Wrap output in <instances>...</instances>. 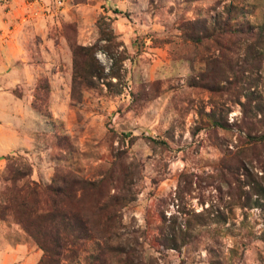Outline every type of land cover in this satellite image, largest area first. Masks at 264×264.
<instances>
[{
    "label": "rangeland",
    "instance_id": "1",
    "mask_svg": "<svg viewBox=\"0 0 264 264\" xmlns=\"http://www.w3.org/2000/svg\"><path fill=\"white\" fill-rule=\"evenodd\" d=\"M263 136L264 0H0V200L9 157L89 182L70 208L120 244L110 264H264ZM181 209L210 230L166 249ZM43 254L0 220V264Z\"/></svg>",
    "mask_w": 264,
    "mask_h": 264
},
{
    "label": "trees",
    "instance_id": "2",
    "mask_svg": "<svg viewBox=\"0 0 264 264\" xmlns=\"http://www.w3.org/2000/svg\"><path fill=\"white\" fill-rule=\"evenodd\" d=\"M227 12L232 13L229 23L233 27V32L244 34L245 30L239 24L249 13L245 12L244 7L234 5L229 6ZM215 31L214 29L213 32ZM90 65L92 69L94 66ZM102 71L95 70L90 74L103 79ZM110 77L120 80L117 74H111ZM108 85L111 87L113 84ZM31 176L30 167L19 165L17 159L13 157L8 158L3 174L6 186L1 194L0 220L8 221L13 218L36 242L44 253L38 264H110L109 256L114 258L122 253L120 244L110 242L108 237L98 238L89 218L70 208L71 202L78 198L79 193L91 185L89 182L70 180L68 176L57 175L51 185L43 187L31 180ZM262 195L264 197L263 191ZM128 203V193L116 194L104 206L125 207ZM179 212L180 217H175L172 224L166 228L163 225L165 229L162 239L166 249L181 250L198 240L202 231L210 230L212 221L210 217L191 214L183 209ZM218 218L222 224L227 223L223 216ZM88 244H92L91 254L82 260V255L88 253L86 250ZM207 251L213 264H230L215 253L212 247L209 246Z\"/></svg>",
    "mask_w": 264,
    "mask_h": 264
}]
</instances>
